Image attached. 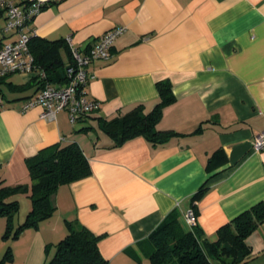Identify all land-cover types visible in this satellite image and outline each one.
Here are the masks:
<instances>
[{"label": "crops", "instance_id": "1", "mask_svg": "<svg viewBox=\"0 0 264 264\" xmlns=\"http://www.w3.org/2000/svg\"><path fill=\"white\" fill-rule=\"evenodd\" d=\"M116 25L126 28L110 57L87 66L86 91L100 106L73 123L66 110L47 119L40 106L18 108L38 90L36 72L0 80V186L29 183L25 159L58 142H77L91 168L57 187L54 211L37 227L3 236L0 215V258L7 248L11 253L4 264H43L67 233V221L99 235L108 264H151L148 235L171 209L188 228L184 215L192 208L201 236L213 240L221 225L264 199V146L252 147L264 129V0H60L29 22L32 35L70 36L81 53ZM60 56L69 62L66 48ZM160 79L172 83L174 101L163 107L156 128L171 134L114 145L102 121L137 104L150 110ZM11 199L18 202L13 229L31 200L28 192ZM245 242L242 264H264V221Z\"/></svg>", "mask_w": 264, "mask_h": 264}, {"label": "trees", "instance_id": "2", "mask_svg": "<svg viewBox=\"0 0 264 264\" xmlns=\"http://www.w3.org/2000/svg\"><path fill=\"white\" fill-rule=\"evenodd\" d=\"M65 42L36 35L29 37L28 47L34 64L45 72L47 81H66L67 63L62 61L60 48H66L69 62L71 56ZM5 76H0V80ZM37 76L39 89L43 79ZM155 87L158 97L150 110L144 111L143 106L137 104L122 114L102 121V127L113 138L114 145L137 135L157 142L171 134V131L158 130L156 124L163 107L174 101L172 83L168 79H160L155 82ZM25 162L29 183L0 186V215L6 217L3 236H7L11 230L12 236H16L23 228L37 227L41 220L53 213L55 207L51 195L57 187L91 173L89 161L75 141L42 147ZM17 192L29 193L31 208L23 221L12 229V216L17 211L18 202L8 198ZM202 193L203 188L200 187L193 197L198 199ZM263 221L264 199L221 225L216 230L215 238L208 240L201 236L197 225L191 229L185 228L178 211L173 208L148 235L153 246L149 260L151 264H242L249 254L245 238ZM66 224L67 233L57 241L54 253L43 264H108L97 245L99 235L77 221H67ZM10 256V249L7 248L0 258V264H4Z\"/></svg>", "mask_w": 264, "mask_h": 264}, {"label": "built area", "instance_id": "3", "mask_svg": "<svg viewBox=\"0 0 264 264\" xmlns=\"http://www.w3.org/2000/svg\"><path fill=\"white\" fill-rule=\"evenodd\" d=\"M60 0H0V76L13 72H36L42 79V86L31 96L24 99L18 106L26 110L40 106L41 116L53 119L60 110L68 112L73 123L83 116L96 111L100 101L90 97L86 86L91 75L87 66L97 59H108L110 48L115 39L124 32L125 25H116L100 35L96 43L87 51L81 53L72 44L70 36L65 38L71 61L65 67L66 81L63 84H52L46 80L45 72L36 68L34 58L28 47L29 37L33 29L29 22L40 10L51 3ZM14 35L13 37H11ZM8 37H10L8 39ZM0 98V106H2ZM264 146V129L252 140V147L259 150ZM188 228L196 225L192 208L184 215Z\"/></svg>", "mask_w": 264, "mask_h": 264}, {"label": "rangeland", "instance_id": "4", "mask_svg": "<svg viewBox=\"0 0 264 264\" xmlns=\"http://www.w3.org/2000/svg\"><path fill=\"white\" fill-rule=\"evenodd\" d=\"M0 23H2V21H0ZM14 35H12L11 37H13ZM10 37H8V39H9ZM8 77L9 78H11V79H13V80H16V81H19L20 80V74H19V72H15V73H13V74H9L8 75Z\"/></svg>", "mask_w": 264, "mask_h": 264}]
</instances>
